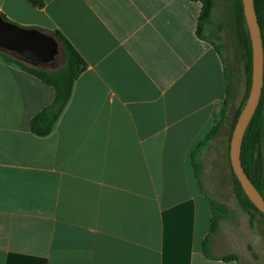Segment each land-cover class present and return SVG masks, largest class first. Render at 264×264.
Listing matches in <instances>:
<instances>
[{
  "label": "crops",
  "instance_id": "0c3cea01",
  "mask_svg": "<svg viewBox=\"0 0 264 264\" xmlns=\"http://www.w3.org/2000/svg\"><path fill=\"white\" fill-rule=\"evenodd\" d=\"M42 1L0 0V16L60 32L86 67L38 136L54 89L0 57V264H241L213 235L203 251L207 149L202 191L191 153L233 86L221 46L197 35L200 3Z\"/></svg>",
  "mask_w": 264,
  "mask_h": 264
},
{
  "label": "trees",
  "instance_id": "16d2710c",
  "mask_svg": "<svg viewBox=\"0 0 264 264\" xmlns=\"http://www.w3.org/2000/svg\"><path fill=\"white\" fill-rule=\"evenodd\" d=\"M27 1L36 7L43 6L42 0H27ZM193 1H198L201 5L197 20L196 32L197 35L205 38L203 32L211 19L213 0H193ZM233 7H234L236 42L246 58L245 65H246V73H247V84H246L247 88H246L244 100L243 102H241L236 113L232 118L228 142H230L233 127L248 96L250 83H251V70H252L251 42L243 14L241 0H233ZM254 8L261 30L263 52H264V0H254ZM1 17L3 18V16ZM45 33L55 38V40L60 45L61 52L64 56V63L57 70L48 69L45 67H37L34 64L30 65L26 63L23 58L14 56L13 54L15 52L5 50L0 47V57L3 60L19 66L24 71L31 74L32 76L51 85L54 89V98L52 102L47 106H45L44 108H42L36 115H34L30 119L29 129L33 134L38 136H45L52 131L55 122L59 118L60 114L62 113L63 109L65 108L67 102L70 99L75 79L86 67L85 61L60 32L52 31ZM215 48L220 52V46L215 45ZM50 61H52V59ZM32 63H36V62L32 61ZM226 105L227 102H225L223 111H226ZM219 123L215 125L208 132L205 138L194 147L191 153L193 173L196 177L197 183L201 191H202L201 157L203 156V151L209 146L212 138H214V136L216 135V132L219 127ZM263 135H264V70H263V86H262L261 96L258 105L244 132L241 143V152H240L241 164L245 173L250 178L252 183L256 186V188L260 191V193L264 198ZM227 148H228L227 152H228V161H229V146ZM230 170L234 179V185H235L234 191L243 209L248 212L250 217L253 216L254 213H256L264 219V215L254 206V204L245 195L237 177L232 171L231 165H230ZM209 201L211 204V211H212L211 227L207 237L204 239L203 251L205 257L212 258V256L209 254L207 250L208 240L210 236L214 235L218 231L220 221L222 219V215L225 210L220 204L216 203L212 199L209 198ZM218 259H221L223 261H233V260L238 261V256L236 254L230 253L219 256Z\"/></svg>",
  "mask_w": 264,
  "mask_h": 264
},
{
  "label": "rangeland",
  "instance_id": "374dc122",
  "mask_svg": "<svg viewBox=\"0 0 264 264\" xmlns=\"http://www.w3.org/2000/svg\"><path fill=\"white\" fill-rule=\"evenodd\" d=\"M203 33L221 46L233 86L230 108L219 123L210 146L206 148L207 192L225 210L220 228L213 238L225 250L241 252V264H264V219L256 213L250 217L238 201L228 161L232 118L243 102L247 88L246 58L236 42L233 0H214V13ZM58 50L54 59L47 63H32L17 53L13 55L23 58L30 65L57 70L64 63V56Z\"/></svg>",
  "mask_w": 264,
  "mask_h": 264
},
{
  "label": "water",
  "instance_id": "95a60500",
  "mask_svg": "<svg viewBox=\"0 0 264 264\" xmlns=\"http://www.w3.org/2000/svg\"><path fill=\"white\" fill-rule=\"evenodd\" d=\"M251 42V83L246 101L237 117L229 142V161L245 195L264 215V198L245 173L240 159L241 143L246 127L258 105L264 70V52L254 0H241ZM0 47L21 57L40 63L49 62L58 50L51 35L37 29L20 26L0 16Z\"/></svg>",
  "mask_w": 264,
  "mask_h": 264
}]
</instances>
